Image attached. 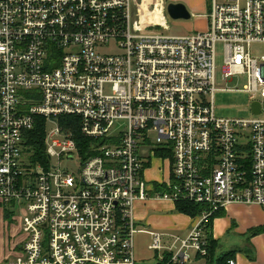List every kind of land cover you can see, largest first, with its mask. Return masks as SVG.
<instances>
[{"label":"built area","instance_id":"built-area-1","mask_svg":"<svg viewBox=\"0 0 264 264\" xmlns=\"http://www.w3.org/2000/svg\"><path fill=\"white\" fill-rule=\"evenodd\" d=\"M206 1L205 29L177 36L168 7L178 0H0V202L27 234L0 264H135L140 231L158 264H208V219L233 203L264 208V53L252 52L264 45V0ZM112 41L118 52L98 50ZM219 42L223 79L241 77L233 90L260 114L216 115ZM42 125L39 152L29 140ZM144 144L171 155L164 191L144 175ZM66 158L79 176L62 169ZM153 195L202 205L193 228L139 229L135 203Z\"/></svg>","mask_w":264,"mask_h":264},{"label":"crops","instance_id":"crops-1","mask_svg":"<svg viewBox=\"0 0 264 264\" xmlns=\"http://www.w3.org/2000/svg\"><path fill=\"white\" fill-rule=\"evenodd\" d=\"M149 148L147 144L142 147L144 158L148 163L144 175L157 190L165 189L172 179L173 160L167 151H158L155 156H151L148 152ZM134 215L139 229L179 235H186L197 220V217L177 211L174 201L155 195L147 200L137 201ZM212 223L210 236L217 244L215 255L213 259L210 257L208 264H213L219 256L227 252H233L237 264H264V231L255 232L256 229L264 226L262 206L233 203L222 209ZM177 231L183 232L176 233ZM140 233L151 236L149 232L140 231ZM26 239L27 234L23 232L20 212L13 207V204L4 207L0 202V263L7 261L6 259L13 260L20 253ZM221 243L224 244V251L217 256V249Z\"/></svg>","mask_w":264,"mask_h":264},{"label":"rangeland","instance_id":"rangeland-1","mask_svg":"<svg viewBox=\"0 0 264 264\" xmlns=\"http://www.w3.org/2000/svg\"><path fill=\"white\" fill-rule=\"evenodd\" d=\"M179 2L184 3L189 11L194 15L190 19H177L174 20L170 16L169 24L170 31L172 35H187L196 32L197 30L205 29V20H198L196 15L197 13L204 14L206 9V0H178ZM137 12L135 6L131 7V30L133 33H137ZM99 51L102 52H118V46L115 41H112L110 46H105L104 48H99ZM217 74H216V87L218 90L214 93L215 106H216V115L219 117H242L250 118L254 117L252 112V99L250 93L243 90L235 91L234 88L243 89L245 81L241 77H236L233 80L226 81L223 79L222 75V66L224 64V46L221 42L217 44ZM253 54L260 55L264 53V45L259 43H254L252 45ZM106 94H112V86L110 84L106 85L105 88ZM258 99H261L259 97ZM261 118H264V110L260 114ZM125 121L116 122L111 133L115 136H118L121 133L122 129L126 126ZM51 126V124H50ZM157 138V133L151 134L152 142H155ZM27 163V162H25ZM52 165H56V160H52ZM62 169L69 171L75 176L80 175V168L77 166L72 159L66 158L62 163ZM176 229V228H174ZM183 231H177L176 233H182ZM134 251L136 254V263L135 264H158V255L155 250L150 249L149 245L152 243V237L147 233H136L135 237ZM223 245L218 247L216 255L219 256L223 251ZM179 245L177 244L175 250ZM163 253V251H162ZM161 253V254H162ZM192 256L194 252H191ZM217 257H215L216 259ZM8 260V259H6Z\"/></svg>","mask_w":264,"mask_h":264},{"label":"trees","instance_id":"trees-1","mask_svg":"<svg viewBox=\"0 0 264 264\" xmlns=\"http://www.w3.org/2000/svg\"><path fill=\"white\" fill-rule=\"evenodd\" d=\"M34 138L30 139V143L34 145L35 149L39 152H42V150L45 148V129L44 126H38L36 130H34ZM87 140V139H86ZM80 145V142H79ZM158 191H164V188H158ZM176 209L179 212L191 215L192 217H197L201 210H202V205L200 204H195L191 202H185V201H178L176 203ZM221 210L216 212L211 218L208 219L207 223V236L208 239L210 240L211 247H210V257L213 259L215 255V248H216V240L213 239V237L210 236L211 232V227H212V221L215 218V216L220 215ZM264 231V226L260 227L255 230V232H262ZM234 257L233 252H227L224 253L223 255L219 256L216 261L213 264H228V260L230 258Z\"/></svg>","mask_w":264,"mask_h":264},{"label":"water","instance_id":"water-1","mask_svg":"<svg viewBox=\"0 0 264 264\" xmlns=\"http://www.w3.org/2000/svg\"><path fill=\"white\" fill-rule=\"evenodd\" d=\"M169 13L176 19L183 18V19H190L191 12L189 11L188 7L180 2V3H170L169 4ZM252 110L255 114H260L262 111V104L258 101L252 104Z\"/></svg>","mask_w":264,"mask_h":264}]
</instances>
